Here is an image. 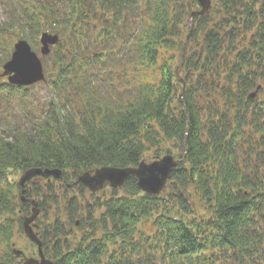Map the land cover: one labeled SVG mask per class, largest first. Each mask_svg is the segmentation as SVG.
<instances>
[{
    "label": "trees",
    "instance_id": "trees-1",
    "mask_svg": "<svg viewBox=\"0 0 264 264\" xmlns=\"http://www.w3.org/2000/svg\"><path fill=\"white\" fill-rule=\"evenodd\" d=\"M0 5V46L60 36L44 66L54 98L37 104L33 85L0 78V264L21 260L15 236L32 200L53 264H264V0H215L203 15L198 0ZM152 150L180 159L161 194L132 175L104 200L62 197L50 214L61 190L87 189L82 173L138 166ZM32 168L63 177L22 188ZM79 223L87 230L73 242Z\"/></svg>",
    "mask_w": 264,
    "mask_h": 264
},
{
    "label": "water",
    "instance_id": "water-1",
    "mask_svg": "<svg viewBox=\"0 0 264 264\" xmlns=\"http://www.w3.org/2000/svg\"><path fill=\"white\" fill-rule=\"evenodd\" d=\"M201 9L194 13L203 15L212 7V0H198ZM193 13V14H194ZM60 40V36L55 33L45 31L40 36L41 54L46 57L51 52V47L55 46ZM3 76H8L10 83L15 85L30 86L37 82L45 80V70L43 58L33 50L31 44L26 39H19L14 44V51L11 58L3 65ZM260 86L250 94V97H256ZM180 159L172 154H166L152 162L145 160L138 166L116 167L102 166L92 171L82 173L76 183L85 185L91 192H97L108 184L110 187H122L129 176H136L140 189L148 194L156 195L163 192L170 179L171 173L177 166ZM42 175L46 177L62 178L63 173L60 169H42L32 168L27 170L20 178L22 188L26 182L33 177ZM71 187L72 185L69 184ZM23 193V192H22ZM33 209L29 216L23 221L24 232L28 239L38 247L39 258L28 257L21 249H14L17 257L23 256V264H53V261L47 259L43 251V242L35 229H39L36 219L40 213L39 204L32 200Z\"/></svg>",
    "mask_w": 264,
    "mask_h": 264
},
{
    "label": "rangeland",
    "instance_id": "rangeland-1",
    "mask_svg": "<svg viewBox=\"0 0 264 264\" xmlns=\"http://www.w3.org/2000/svg\"><path fill=\"white\" fill-rule=\"evenodd\" d=\"M213 4H215V0H212V5ZM213 6L215 7V5H213ZM213 6L211 8H213ZM3 20H5V12H4L2 6L0 5V21H3ZM190 24H191V19L190 20L187 19L186 28H185V34L188 32V27L190 26ZM20 39H25V38H20ZM3 40H4V38L1 41L3 42ZM18 40L19 39H15V38L13 40H10L8 35L5 36V40H4L5 44L3 46H0V55H2L3 50L6 47V44H8V45L12 46V50L10 51V58H11V55H12V53L14 51V44ZM30 44H31L33 50H35L38 53V55L43 58L44 66L47 67L46 70L48 72V70H50L49 62H48L49 60H48L47 56L43 57L41 55V51H40L41 43H40V41H39L38 44H35V43H30ZM47 62H48V64H47ZM3 65H2L1 71H0L1 75L3 74V71H4L3 70ZM0 78L7 80V77L0 76ZM31 87H33V88H31V90L34 91L33 101H35L37 104H44L46 101L51 100L52 98L55 97V94L51 93V90H50L48 84L46 82H44V81L43 82H39V83H37V84H35V85L31 86ZM10 107L11 106H9V104L5 105L3 107V109H4L3 112L6 114L7 111H9ZM16 110L17 109L12 108V111L15 112ZM154 151L155 150H152V151H149V152L145 153L144 160L146 162H152L153 160L164 156V154H162L161 156L156 157V156L153 155ZM175 152L178 153L177 151H175V148H174V153ZM21 176L22 175H19L17 180H19ZM91 193L92 192L88 188L86 190H83V193L80 192V190L78 188H74L73 191H69V192H64V190H61V199H60L59 204L50 203V206H49L50 214L56 213L58 208H60L61 210H64V205H65L64 201H65V199H62V197H67V196L71 197L73 195H77L82 200L83 203H86L85 201H88L89 203H92V202L94 203V201L96 200V197H94ZM112 193H113L112 188L107 186V187L97 191V193H96L97 195L96 196L101 197L104 200V199H106V197L112 195ZM18 195H20V191H19ZM33 199H35V197H33ZM196 199H197V201H199L198 197ZM198 208L200 210L202 209L201 210L202 212H205V210H203V209H207L206 208V204H202V203H198ZM31 209H33V205L31 206ZM31 212H32V210H31ZM87 215H88L87 211L82 210L81 215H80L81 218L84 217V216L86 217ZM24 217H26V215ZM44 220H45V217L43 216V214H40V216L36 220V222L39 224V229L41 227V224H40L39 221H44ZM39 229H36V231L38 232V236L40 237L41 236V234H40L41 232H40ZM72 230H73V236L70 238V240H72L74 242L75 240H80L82 238L81 233H83L87 229H86V227L84 225H81L79 223ZM152 231H153V229L150 228V226L147 224V228H146L145 232H147L148 234H152L151 233ZM15 244H16L15 245L16 248L25 250V252H26V254L28 256H33L35 258H39V256H38V247L36 245H32L31 241L28 239V237L26 236L25 233H20L19 232V233L16 234V236H15ZM20 262L21 261L18 260V262H16V263L17 264H21Z\"/></svg>",
    "mask_w": 264,
    "mask_h": 264
},
{
    "label": "flooded vegetation",
    "instance_id": "flooded-vegetation-1",
    "mask_svg": "<svg viewBox=\"0 0 264 264\" xmlns=\"http://www.w3.org/2000/svg\"><path fill=\"white\" fill-rule=\"evenodd\" d=\"M40 237H41L42 242H43V251H44V254H45L46 258H47V259H50V260H53V259H52V256H51L52 254L49 253V250L45 249V244H46L49 240H47V242H46V238H44V239H45V240H44L42 235H41ZM32 245H35V244L32 243Z\"/></svg>",
    "mask_w": 264,
    "mask_h": 264
}]
</instances>
